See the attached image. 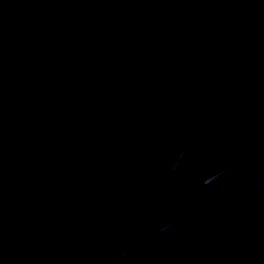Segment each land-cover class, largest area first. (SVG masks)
<instances>
[{
  "label": "water",
  "instance_id": "95a60500",
  "mask_svg": "<svg viewBox=\"0 0 264 264\" xmlns=\"http://www.w3.org/2000/svg\"><path fill=\"white\" fill-rule=\"evenodd\" d=\"M0 264H264V0H0Z\"/></svg>",
  "mask_w": 264,
  "mask_h": 264
}]
</instances>
